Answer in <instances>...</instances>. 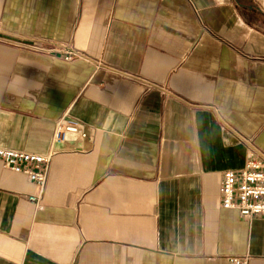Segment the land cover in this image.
<instances>
[{
    "label": "crops",
    "instance_id": "1",
    "mask_svg": "<svg viewBox=\"0 0 264 264\" xmlns=\"http://www.w3.org/2000/svg\"><path fill=\"white\" fill-rule=\"evenodd\" d=\"M67 110L93 148L39 204L0 161V264H264L220 191L264 156V0H0V146L46 152Z\"/></svg>",
    "mask_w": 264,
    "mask_h": 264
},
{
    "label": "built area",
    "instance_id": "2",
    "mask_svg": "<svg viewBox=\"0 0 264 264\" xmlns=\"http://www.w3.org/2000/svg\"><path fill=\"white\" fill-rule=\"evenodd\" d=\"M72 58V53L66 56V59ZM92 148L93 142L85 124L73 118L67 110L56 120L46 152L0 146V161L10 171L25 174L29 178L36 187V192L28 194L29 198L39 204L53 158L62 153H87ZM220 191L223 208H234L244 217L264 216V156H256L249 150L241 169L223 171ZM230 264L249 263L245 257L232 256Z\"/></svg>",
    "mask_w": 264,
    "mask_h": 264
}]
</instances>
